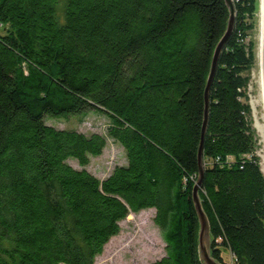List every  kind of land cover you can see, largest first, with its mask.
I'll use <instances>...</instances> for the list:
<instances>
[{
  "label": "trees",
  "instance_id": "obj_1",
  "mask_svg": "<svg viewBox=\"0 0 264 264\" xmlns=\"http://www.w3.org/2000/svg\"><path fill=\"white\" fill-rule=\"evenodd\" d=\"M234 24L208 92L203 178L210 255L264 264V175L248 100L257 0ZM224 0H0V264H94L129 213L152 208L165 253L202 264L193 184ZM97 111L106 135L45 118ZM106 136L125 161L87 170ZM76 160L73 167L69 160ZM232 257V256H231Z\"/></svg>",
  "mask_w": 264,
  "mask_h": 264
},
{
  "label": "rangeland",
  "instance_id": "obj_2",
  "mask_svg": "<svg viewBox=\"0 0 264 264\" xmlns=\"http://www.w3.org/2000/svg\"><path fill=\"white\" fill-rule=\"evenodd\" d=\"M257 11L251 19L252 29L249 31L246 40L254 43L256 52L254 66L250 70V81L248 83V100L252 111V126L257 138L256 155L260 159V169L264 175V104L262 99L261 76L259 75V16ZM2 29L0 28V31ZM46 123L55 128L76 129L80 132H100L107 133L109 124L108 117L97 111H87L85 113L71 115L67 118L46 117ZM106 146L97 157H90L86 166L87 170L99 178L108 175L115 165H121L125 161V154L121 145L106 136ZM69 164L76 168V160H69ZM155 210L147 208L136 213H129L118 224L119 232L113 235L102 247L101 254L94 257V264H149V262L159 259L165 253V246L159 229L153 222ZM223 260L227 264H235L230 252L226 248L221 249ZM232 256V257H231Z\"/></svg>",
  "mask_w": 264,
  "mask_h": 264
},
{
  "label": "water",
  "instance_id": "obj_3",
  "mask_svg": "<svg viewBox=\"0 0 264 264\" xmlns=\"http://www.w3.org/2000/svg\"><path fill=\"white\" fill-rule=\"evenodd\" d=\"M225 5L228 8L229 12V19L227 22L226 26V31L222 35V38L218 41L216 44L214 50H213V56L212 60L210 63V70L207 76V81L204 87V97H203V102H204V109H203V121H202V129L200 133V141L198 144V151H197V161H198V177L195 183L193 184V189H192V202L194 209L196 210V215H197V221H199V234H198V256L200 257V260L202 264H221L218 261H216L211 255H210V232H209V223L208 220L206 219L205 213L203 211V208H201L200 204V199L198 197V190L201 187L202 183V178H203V161L202 159V145H203V135L206 130V122H207V109H208V92H209V86L212 81V75L214 73V70L216 68V62L217 58L219 56L220 50L223 48L224 43L226 42V38L232 31V27L234 24V5L232 4V0H224ZM258 16H259V47H258V52H259V75L261 76V87H262V99H263V104H264V0H258ZM264 110V109H263Z\"/></svg>",
  "mask_w": 264,
  "mask_h": 264
},
{
  "label": "bare ground",
  "instance_id": "obj_4",
  "mask_svg": "<svg viewBox=\"0 0 264 264\" xmlns=\"http://www.w3.org/2000/svg\"><path fill=\"white\" fill-rule=\"evenodd\" d=\"M263 128H264V125H263Z\"/></svg>",
  "mask_w": 264,
  "mask_h": 264
}]
</instances>
